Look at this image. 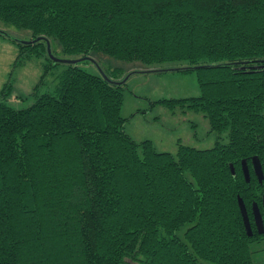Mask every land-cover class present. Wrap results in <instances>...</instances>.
<instances>
[{
    "label": "trees",
    "instance_id": "16d2710c",
    "mask_svg": "<svg viewBox=\"0 0 264 264\" xmlns=\"http://www.w3.org/2000/svg\"><path fill=\"white\" fill-rule=\"evenodd\" d=\"M0 22L29 33L15 66L41 55L45 73L57 65L47 42L119 61L96 59V73L67 63L23 108L3 84L0 264H254L250 245L264 238L252 215L264 197V0H0ZM135 63L195 71L198 95L157 101L201 111L212 147L178 142L173 154L124 130L119 81Z\"/></svg>",
    "mask_w": 264,
    "mask_h": 264
},
{
    "label": "rangeland",
    "instance_id": "374dc122",
    "mask_svg": "<svg viewBox=\"0 0 264 264\" xmlns=\"http://www.w3.org/2000/svg\"><path fill=\"white\" fill-rule=\"evenodd\" d=\"M29 33L0 22V92L3 84L10 80L12 93L7 102L15 108H23L34 101L33 92L42 93L52 91L56 83V75L71 60H77L90 72H100L96 56L76 57L63 55L57 45H50L47 56L58 64L48 68L45 73L44 66L48 60L45 56H34L21 65H14L18 50V42H26ZM47 46V45H46ZM86 60V62H84ZM118 63L117 60H111ZM183 63H166L158 66H144L133 64L122 82H126L124 101L121 114L127 118L124 130L136 141L149 139L158 151L175 154L178 142L199 149L212 147L216 140L215 132L209 131V124L201 111H195L187 106L168 107L157 100L161 98H182L199 94L195 71L181 72L176 68H184ZM1 98V96H0ZM226 133L222 141H226ZM225 137V138H224ZM185 226L178 230L182 236ZM251 250L256 252L255 264H264V238L253 242Z\"/></svg>",
    "mask_w": 264,
    "mask_h": 264
},
{
    "label": "water",
    "instance_id": "95a60500",
    "mask_svg": "<svg viewBox=\"0 0 264 264\" xmlns=\"http://www.w3.org/2000/svg\"><path fill=\"white\" fill-rule=\"evenodd\" d=\"M26 42H30V41H26ZM47 49L50 53L49 42H47ZM55 61L58 62V61H62V60L55 59ZM76 61L77 60H71V61H68V63H75ZM176 69H178V68H176ZM102 74H103V72H102ZM119 83H122V81H119ZM242 163H243L242 166H243L244 176H245V179L248 181L249 180L248 167L246 166L244 160L242 161ZM252 165H253V169H254L255 175L257 176L258 181L261 182L263 179V173H262L260 162L256 156L252 157ZM231 172H232V174H234V170L232 168V165H231ZM238 204H239V209H240V212H241V215L243 218L245 230H246L248 235H251L252 230H251V225L249 222L247 210H246L244 203L240 197H238ZM262 208H263V214L261 213L257 203L254 202L252 204L253 220H254V224H255V227H256V230L258 233H264V197L262 200Z\"/></svg>",
    "mask_w": 264,
    "mask_h": 264
},
{
    "label": "crops",
    "instance_id": "0c3cea01",
    "mask_svg": "<svg viewBox=\"0 0 264 264\" xmlns=\"http://www.w3.org/2000/svg\"><path fill=\"white\" fill-rule=\"evenodd\" d=\"M257 250H255L254 252H256ZM255 256H257V253L256 255H253V261H254V264L259 260V258H255ZM258 259V260H257ZM257 260V261H256Z\"/></svg>",
    "mask_w": 264,
    "mask_h": 264
}]
</instances>
